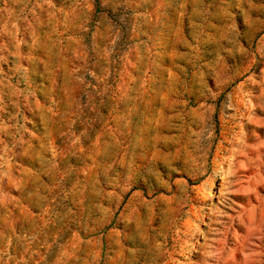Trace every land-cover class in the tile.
Returning <instances> with one entry per match:
<instances>
[{
  "label": "rangeland",
  "instance_id": "obj_1",
  "mask_svg": "<svg viewBox=\"0 0 264 264\" xmlns=\"http://www.w3.org/2000/svg\"><path fill=\"white\" fill-rule=\"evenodd\" d=\"M0 264H264V0H0Z\"/></svg>",
  "mask_w": 264,
  "mask_h": 264
}]
</instances>
